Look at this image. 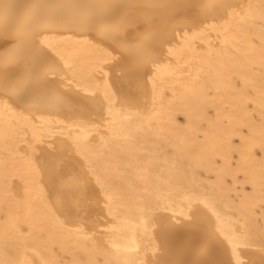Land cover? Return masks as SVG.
Returning a JSON list of instances; mask_svg holds the SVG:
<instances>
[{
  "label": "bare ground",
  "instance_id": "obj_1",
  "mask_svg": "<svg viewBox=\"0 0 264 264\" xmlns=\"http://www.w3.org/2000/svg\"><path fill=\"white\" fill-rule=\"evenodd\" d=\"M7 2L0 264H261L264 0Z\"/></svg>",
  "mask_w": 264,
  "mask_h": 264
},
{
  "label": "snow or ice",
  "instance_id": "obj_2",
  "mask_svg": "<svg viewBox=\"0 0 264 264\" xmlns=\"http://www.w3.org/2000/svg\"><path fill=\"white\" fill-rule=\"evenodd\" d=\"M184 6H196V7H205V8H212L214 5L210 4H195V5H184ZM13 7H20V5H13L11 3H8L7 0H0V9H3L5 12H7L10 8ZM125 78L128 80L130 85L133 86H139L142 82L141 76H140V69L136 68L132 71H127L125 74ZM41 142H43V138H41ZM47 149L51 150L48 153V156L50 159L56 158L57 148L55 143H48ZM47 174L49 176L50 182L53 184V186H57L62 191L63 195L66 197V211H82V201L84 199L90 201L92 199V194L89 192L86 196H84L81 193V186L82 184L86 183L85 177H82L79 174L70 173L66 176H61L59 178V182H57L56 173L49 169L47 171ZM106 200L108 199L106 195ZM194 215H188L185 217V220L188 222L187 227H194L193 219ZM167 233H165V236ZM189 243L196 245L199 243L195 238L189 241ZM261 251L264 252V239H262L261 244ZM166 264H216V262H210V261H191V262H181V261H168ZM221 264H243L242 261L239 260L237 257L235 261L233 260H227L224 262H221ZM261 264H264V261L261 262Z\"/></svg>",
  "mask_w": 264,
  "mask_h": 264
},
{
  "label": "rangeland",
  "instance_id": "obj_3",
  "mask_svg": "<svg viewBox=\"0 0 264 264\" xmlns=\"http://www.w3.org/2000/svg\"><path fill=\"white\" fill-rule=\"evenodd\" d=\"M181 121L184 122L183 118H181ZM52 143L56 144L57 151H59L61 149H63V150L67 149V145H66V143L64 141H52ZM44 151L50 152L51 150H48L47 146L44 145ZM16 184H18V183H16Z\"/></svg>",
  "mask_w": 264,
  "mask_h": 264
}]
</instances>
